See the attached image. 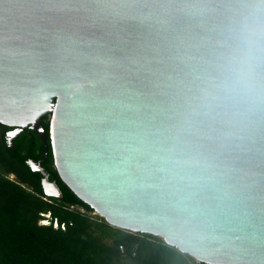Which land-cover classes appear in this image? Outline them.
<instances>
[{
  "label": "water",
  "instance_id": "1",
  "mask_svg": "<svg viewBox=\"0 0 264 264\" xmlns=\"http://www.w3.org/2000/svg\"><path fill=\"white\" fill-rule=\"evenodd\" d=\"M47 114L109 224L264 264V0H0V123L47 149Z\"/></svg>",
  "mask_w": 264,
  "mask_h": 264
},
{
  "label": "trees",
  "instance_id": "2",
  "mask_svg": "<svg viewBox=\"0 0 264 264\" xmlns=\"http://www.w3.org/2000/svg\"><path fill=\"white\" fill-rule=\"evenodd\" d=\"M50 114L40 121L49 132ZM6 128L0 123V133ZM35 140L45 151L42 138ZM14 158L24 172L26 156ZM5 133L0 134V264H205L150 233L109 224L58 179L64 196L48 197L36 187L12 178L8 170ZM28 149V148H26ZM49 214V224L40 223ZM57 221L59 227H54ZM62 225L65 228H62Z\"/></svg>",
  "mask_w": 264,
  "mask_h": 264
},
{
  "label": "flooded vegetation",
  "instance_id": "3",
  "mask_svg": "<svg viewBox=\"0 0 264 264\" xmlns=\"http://www.w3.org/2000/svg\"><path fill=\"white\" fill-rule=\"evenodd\" d=\"M46 122L49 123L47 120ZM5 126L6 128L0 134H2L3 132L5 133L6 142L9 145L8 147L10 148V150L8 148L6 150L7 160L9 161L8 170H10V174L14 175L15 176L14 178H18L24 181L25 185H28L33 189L39 187L44 194H45L44 181L46 176H48L50 183L57 182L58 186L60 187L58 179H61V177L56 167L50 133L47 131L48 134L47 149L44 147L45 151H42L41 147L39 146V143L35 140L34 133L36 132L33 129H31L30 127H26L24 130L18 132L17 136H15L13 138V141H11L12 136L10 135V133L14 131H18L19 129L13 126H7V125ZM15 140L21 141L22 145L20 148L21 149L20 153L23 157L26 156V165L23 166L24 169L23 173L17 170V168H14L15 165H12V164H21L13 156L14 153L17 150H19V147L15 145ZM43 171H47V173L45 174L43 173ZM48 197H54V196H48Z\"/></svg>",
  "mask_w": 264,
  "mask_h": 264
},
{
  "label": "rangeland",
  "instance_id": "4",
  "mask_svg": "<svg viewBox=\"0 0 264 264\" xmlns=\"http://www.w3.org/2000/svg\"><path fill=\"white\" fill-rule=\"evenodd\" d=\"M94 213H96V212H94ZM96 214H97V213H96ZM44 217H45V219H41V220H40V223H42V224H43V223H47V224H49V223H50V220H49V219H50V218H49V214H45ZM42 220H43V221H42ZM54 226H55V225H54ZM196 260H197V259H196ZM197 261H198V260H197Z\"/></svg>",
  "mask_w": 264,
  "mask_h": 264
},
{
  "label": "built area",
  "instance_id": "5",
  "mask_svg": "<svg viewBox=\"0 0 264 264\" xmlns=\"http://www.w3.org/2000/svg\"><path fill=\"white\" fill-rule=\"evenodd\" d=\"M42 221H43V220H42ZM43 224H47V223H43ZM54 225H55L54 227H56V228H57V227H59V224H58V222H57V221H55V222H54ZM62 228H65V226H64V225H62Z\"/></svg>",
  "mask_w": 264,
  "mask_h": 264
}]
</instances>
